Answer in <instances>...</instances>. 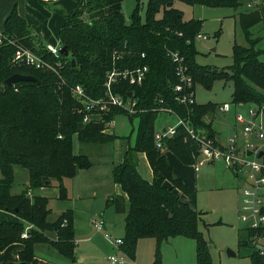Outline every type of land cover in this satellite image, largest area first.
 Listing matches in <instances>:
<instances>
[{
  "label": "trees",
  "instance_id": "16d2710c",
  "mask_svg": "<svg viewBox=\"0 0 264 264\" xmlns=\"http://www.w3.org/2000/svg\"><path fill=\"white\" fill-rule=\"evenodd\" d=\"M123 1L76 0V8L66 14L58 32L68 55L58 57L46 50L15 8L4 21L0 32L3 37L0 43V209L15 214L18 220L0 219V251L15 242L22 243L23 248L18 252L21 263L33 259L35 246L40 243L50 245L69 261L74 260L72 211L65 210L54 221H49V199L38 195L29 197L27 190L54 185L59 190V198L66 199L63 179L73 177L77 169L90 164L88 155L73 153V135L81 143L112 141L114 135L104 132L106 123L123 113L130 120L138 117L139 122L133 146L125 150L121 163L111 171L112 181L126 194V198L115 195L107 199L108 205L125 215L120 250L134 259L138 240L153 238V264H158L161 243L182 236L195 241L196 264H212L209 241L198 228L202 211L195 206L196 190L175 175L165 157V151L170 150L184 164H193L198 157V145L192 139L184 141L187 133L178 126L174 135L163 139L165 148L159 149L154 143V131L158 108L167 107L189 119L195 130H204L218 144L211 120H205L216 112L217 104L196 102L186 106L175 100L172 89L177 81L175 64L168 51H177L183 56L193 78V88L196 83L210 89L216 80L232 81L234 104L264 103V61L259 59L264 49L256 48L260 39L252 38L249 32L252 25L264 18V0L260 7L239 13L247 45L234 43L233 63L222 70L196 62L195 36L200 32L201 20L184 21L182 13L173 7L175 0H148L144 20L137 0L128 22L122 13ZM179 1L237 8L249 0ZM161 9L162 16L157 18ZM16 46L29 49L55 71L13 64L11 59ZM115 54L120 58H114ZM143 65H147L148 70L140 85L121 79L111 85V91L123 97L132 92L136 108L142 109L141 112L129 115L113 106L87 123L82 122L83 114L78 110L81 102L72 94L75 85H81L89 97L97 98L106 93L108 71ZM13 73L32 75L38 81H18L7 87L4 81ZM138 152L146 156L152 181L145 180L137 170ZM13 166L28 172L26 188L15 194L11 193ZM241 230L245 231V237ZM23 232L27 233L26 237H22ZM49 232H54L55 237H49ZM256 236L264 237V228L238 230V246L253 247L251 264H263V257L259 255L261 247L253 245Z\"/></svg>",
  "mask_w": 264,
  "mask_h": 264
},
{
  "label": "rangeland",
  "instance_id": "374dc122",
  "mask_svg": "<svg viewBox=\"0 0 264 264\" xmlns=\"http://www.w3.org/2000/svg\"><path fill=\"white\" fill-rule=\"evenodd\" d=\"M74 1L76 2V0ZM147 1L139 0V14L142 20L145 17ZM254 1L257 2V0ZM254 1H246L244 5L237 8L190 5L179 0L173 2V7L182 13L184 21L201 20L200 33L206 38L195 40V47L198 52L195 60L199 65L222 70L233 63V44L247 45L238 15L241 12H248L260 7L262 0L258 1L257 4ZM136 3L137 0H124L122 2V13L127 22ZM75 8L73 7V10ZM81 9L84 11V4ZM83 15L84 18L87 17L85 12ZM161 16L162 9L156 14L157 18ZM217 32H219L218 35H216ZM249 32L252 38L259 37L260 39L256 48L264 49V18L252 25ZM259 59L264 61V52L259 55ZM45 70L54 72L51 68ZM232 91V81L224 80L214 81L210 89L205 88L200 83H196L194 88L195 100L199 104L211 102L216 103L217 106L223 103L231 105L232 112L216 111L211 116H207L205 120L212 121V127L217 132V138L223 142H226L227 128H234L238 135L237 142L241 145V125L235 121L233 116ZM246 106L238 104L237 109L244 110ZM138 122V117H133L130 120L126 114L118 113L105 129L106 133L114 135L112 141L81 143L76 135L72 137L73 153L88 155L90 162L88 166L77 169L75 173L78 174L76 183L83 197L76 199L75 202L73 200L68 202L69 205L62 200H51L48 220H54L65 206H73L75 210V239L78 244V246L76 245V261L73 264H113L108 259L110 255L122 257L125 264H153L155 260L154 239L144 238L140 240L136 245L134 259H130L114 244L106 240L103 231H97L91 223L92 218L102 216L108 227L115 228L113 233H110L108 228L107 233L114 237L117 232L123 231L124 213H116L112 209L114 206L109 207L107 201L100 195V191L110 190L107 186L102 187L101 185L104 181H111L113 166L121 161L124 150L133 146ZM175 122L176 118L173 114L159 111L155 119V128L160 129L162 125L174 124ZM14 168L15 181L11 186L12 193H16L25 187L27 177L26 169L20 166ZM20 172L25 173L26 176L20 175ZM188 174H190L193 188L196 190V209L202 211V219L199 220L198 228L209 241L212 264H250L249 255L254 248L238 246V230H244L245 225L237 217V209L240 211L241 199L234 182L232 183L233 178L230 170L226 168L222 160H217L213 163L206 162L199 167L197 172L192 170V172L188 171ZM195 181L197 183L194 184ZM231 184L233 188H228ZM100 187L101 190H99ZM93 189L97 190L94 195L92 194ZM241 233L245 237V231L242 232L241 230ZM47 234L49 237H55L54 232ZM263 240L254 241V247L260 248ZM228 250L234 252L235 255L229 256ZM81 255L84 259H81ZM160 256L161 261L158 264H196L195 241L177 237L168 242H163L160 245Z\"/></svg>",
  "mask_w": 264,
  "mask_h": 264
},
{
  "label": "built area",
  "instance_id": "2783aa9c",
  "mask_svg": "<svg viewBox=\"0 0 264 264\" xmlns=\"http://www.w3.org/2000/svg\"><path fill=\"white\" fill-rule=\"evenodd\" d=\"M258 1L261 0L254 2L257 4ZM197 38L205 39L206 37L199 32L196 34L195 40ZM2 40L3 37L0 34V43ZM10 42L13 43V41ZM59 49L60 47L56 48L52 45L46 46V50L55 57H58L61 54ZM119 56L120 55L115 54L114 58H119ZM142 56H144V54H142ZM168 56L175 64L174 75L177 81L172 87L175 94V100L186 106L195 104L193 78L188 73L183 56L179 55L177 51L172 50L168 51ZM11 62L13 64H23L39 69L51 68L55 71V68L47 61L41 59L29 49L21 46H16ZM147 70V65L121 70L111 69L106 75V93L97 98L89 97L81 85H75L72 88V94L81 102V107L78 110L83 114L82 122L87 123L93 117L105 113L113 106L124 110L129 115L141 112L142 109L136 108V100L132 98V92H129L130 95L127 97H123L120 94L113 93L111 91V85L117 79L125 80L132 85H140L145 78ZM159 102H161V100ZM234 105L237 106L238 104ZM230 107V104L223 103L217 106L216 111L228 112ZM159 111L173 114L176 118V122L174 124L166 125L161 129H155L154 143L156 147L164 149L165 146L163 139L174 135L178 126L183 127L187 133L184 141L192 139L198 145V157L195 158V161L192 164L195 171L206 162L212 163L216 160H223L229 169H232L235 172L244 173L246 183L241 188L239 219L250 229L264 228V152L262 156H258L260 151H264L262 147V144H264V103H250L246 106L244 111L240 109L238 110L235 107L234 117L241 125L240 135L243 139L241 145L238 144V135L233 133V130L228 138V143L221 146L217 144L213 138L209 137L204 130H195L190 124L189 119L181 117L171 108L159 107L158 112ZM111 122L112 120L106 124L109 125ZM251 138L261 141L262 144L254 142ZM248 151L251 152L250 155H247ZM65 223L66 220L63 221V224ZM92 224L98 231H102L104 228V220L101 217L93 218ZM26 236L27 233L23 232L22 237ZM104 236L110 239L108 233H104ZM262 237L263 236H256L254 240ZM112 243L119 246L122 244V238H115ZM259 255H261L264 260V247L259 249ZM108 259L112 263L125 264V260L122 257L110 255Z\"/></svg>",
  "mask_w": 264,
  "mask_h": 264
},
{
  "label": "crops",
  "instance_id": "0c3cea01",
  "mask_svg": "<svg viewBox=\"0 0 264 264\" xmlns=\"http://www.w3.org/2000/svg\"><path fill=\"white\" fill-rule=\"evenodd\" d=\"M75 6H76V2L74 0H43V1H41V0H0V32L3 29V25H4V21H5L6 17L11 12V10L13 8H15L17 13L25 20V22L29 26L31 32L33 33V35L35 37H37V39H39L45 47L47 45H52L53 47H56V48L61 47V43H60L59 38H58L59 29L61 28L62 24L65 21L66 14L70 13L73 10V7L75 8ZM54 41L56 42L55 44H54ZM56 44H57V46H56ZM248 104H250V103H248ZM248 104L247 103H239V105H248ZM235 107L237 108V106L236 105L233 106V116H234ZM229 111L232 112V107H230ZM234 119H235V117H234ZM263 121H264V119H263ZM211 123H212V121H211ZM168 125H170V124H168ZM165 126L162 125L161 128H163ZM230 130L231 131L233 130V133L236 134L234 128L228 127L227 128L226 142L220 141L217 138V134H216L215 139L219 145L224 146L228 143V138L230 136ZM104 132H105V130H104ZM251 139L258 144H262V142L257 140V139H253V138H251ZM134 141H135V139H134ZM242 141H243V139H242ZM262 147L264 149V144H262ZM125 150H124V152H125ZM124 152H123V154H124ZM165 157H166L167 161L169 162V164L172 166L173 171L175 172V175L180 177L188 186L193 188V182L191 180L192 178H191L190 174H188V171L192 172V170H194L192 164H190L192 167V169H191V167H188L187 164H184L183 162H181L179 160V158L175 154H173V152H171L170 150L165 151ZM122 159H123V156H122ZM122 159H121V161H122ZM121 161L118 162L117 164L121 163ZM223 163L226 166L224 161H223ZM117 164H115V165H117ZM14 167L15 166H13V170L15 169ZM226 168L229 169L227 166H226ZM137 170H138L139 174L145 180L152 181V178H153L152 170H151L149 163L146 159V156L143 152H138ZM229 170H230V173L232 174V178L234 180V181L232 180V183L234 182V184L236 186L235 188L239 191V195H240V199H241V188L246 183L245 182V175L242 172L241 173L235 172L232 169H229ZM197 171H195V172H197ZM21 174H24V176H26L25 173L20 172V175ZM77 175L78 174H75L73 177L63 179V184H64L66 191H67V198L66 199H60L59 198V190L54 185L42 186V187L35 188V189H28L27 195H29V196L38 195V196L48 198L49 199V202H48L49 208H50L51 200L53 201L54 199L62 200V201H65L66 203L71 202L72 200H73V202H75L76 199H81L83 197V194L80 193L79 187L76 183ZM14 181H15V170H14ZM27 183H28V172H27V177H26V181L24 184L25 187L21 188V190H19L16 193H19L22 190H24L27 186ZM195 183H197V181H195L194 184ZM101 186L102 187L107 186L108 188H110L109 191H107V190H105L103 192L100 191V195H102V198H104L105 201H107V199H109L110 197H113L115 195H119V196H122L123 198H126V194L122 191L120 185L114 183L112 181V179L110 182L104 181ZM48 188H50V189H48ZM228 188H233L232 184H231V186H228ZM99 190H101V187L99 188ZM92 191H93L92 194L94 195L97 190L93 189ZM181 198L184 200L186 199V197L184 195H181ZM68 205H69V203H68ZM108 206L112 208V205H108ZM112 209L115 211L114 207ZM65 210H71L72 211L73 223H74L75 222V216H74L75 210H74L73 206H65V208L62 209L60 213H62ZM59 214H58V216H59ZM100 217L102 218V216H100ZM237 217L239 219L238 209H237ZM0 219L1 220L17 221L18 217L11 212L0 209ZM47 219H48V217H47ZM102 219L104 220V228L102 230L103 236H104V233H107L108 228L110 230V233L115 232V228L114 227H108L105 219L104 218H102ZM54 220H52V221H54ZM240 222H242V221L240 220ZM91 223H92V220H91ZM110 233H108L110 235V239L106 238L105 236H104V238L106 240H108L110 243H112L115 238H122V236L124 234V227H123V231H121L120 233L117 232V235H115L114 237ZM177 237H182V236H177ZM177 237L169 238L163 242H168L169 240L176 239ZM142 239H144V238L139 239L138 242ZM151 239H153V238H151ZM260 239H264V238L263 237L258 238L255 241H259ZM138 242H137V244H138ZM112 244H114V243H112ZM76 245L78 246V244L76 243V239H75L74 260L69 261L68 259L64 258L61 254H59L50 245H48L46 243L37 244L35 246L33 259L30 262L24 263V264H73L76 261V248H77ZM115 246L118 249H120L119 246H117V245H115ZM261 247H264V240H263V243H261ZM22 248H23L22 243L15 242V243L7 246L2 251H0V264H20L21 262L19 260L18 252L20 250H22ZM80 257H81V259H84V257L82 255ZM249 260H250V264H251L250 255H249Z\"/></svg>",
  "mask_w": 264,
  "mask_h": 264
},
{
  "label": "water",
  "instance_id": "95a60500",
  "mask_svg": "<svg viewBox=\"0 0 264 264\" xmlns=\"http://www.w3.org/2000/svg\"><path fill=\"white\" fill-rule=\"evenodd\" d=\"M59 52L63 55H68V51H67L65 46H61L59 49ZM72 62H74V60H72ZM18 81H38V80H37V78H35L32 75L13 73L9 77H7L4 82L7 85V87H11L15 82H18ZM128 95H130V93ZM231 133H232V131L230 130V135H231ZM250 154H251V152L248 151L247 155H250ZM262 155H263V151H260L258 153V156H262ZM228 255L234 256L235 253L228 250ZM20 264H24V263H20Z\"/></svg>",
  "mask_w": 264,
  "mask_h": 264
}]
</instances>
